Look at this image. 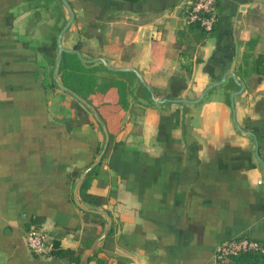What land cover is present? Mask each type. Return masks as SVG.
I'll use <instances>...</instances> for the list:
<instances>
[{
	"label": "crops",
	"instance_id": "obj_1",
	"mask_svg": "<svg viewBox=\"0 0 264 264\" xmlns=\"http://www.w3.org/2000/svg\"><path fill=\"white\" fill-rule=\"evenodd\" d=\"M69 2L75 17L63 45L80 40L84 57L135 76L96 71L98 82L126 83L127 105L109 86L90 95L101 121L88 106L92 123L68 128L72 96L50 87L41 49L67 9L57 0H0V264H73L33 253L25 232L43 225L82 256L95 239L85 247L93 228L85 211L111 217L108 225L103 214L107 232L94 248L102 264H218L219 242L264 241V77L252 72L264 50V0H216L218 20L202 40L185 20L186 0ZM191 44L198 52L186 50ZM209 84L195 102L156 100L195 99ZM233 90H241L234 109ZM102 123L109 141L86 171L98 165L87 190L104 202L93 205L78 188L104 146Z\"/></svg>",
	"mask_w": 264,
	"mask_h": 264
},
{
	"label": "trees",
	"instance_id": "obj_2",
	"mask_svg": "<svg viewBox=\"0 0 264 264\" xmlns=\"http://www.w3.org/2000/svg\"><path fill=\"white\" fill-rule=\"evenodd\" d=\"M60 5H63L61 0H57ZM129 1H144V0H129ZM65 19L63 20L62 24H59L55 27L50 39L48 42L42 44L41 49L44 52V55L48 58L49 64L55 63L56 58V50H57V34L62 27ZM190 27H195V35L198 39H203L206 37L207 32L205 29L199 24V22H187ZM81 46V41L78 40L74 47L79 49ZM252 72L256 74V79L261 80L264 77V50L259 52L253 59L252 63ZM100 68L106 69L108 71L122 73V74H131L135 76L133 71H125V70H110L103 64V62L92 63V62H85L79 58V56L75 52L70 51H63L62 57L59 66V76L61 81L71 88L72 90L76 91L80 96L85 98L89 103H92L95 106V109L98 111L97 105H95L90 95L93 93H100L104 94L107 91L109 86H115L116 92L118 96V103L122 107H126V94L129 91L126 87V83L120 79H116L112 76H107L106 78L102 79L101 82H98V77L96 76V71ZM53 71L51 72V80H50V87H58L56 82L53 79ZM142 85V90L146 92V94L151 98V90L148 89L144 84ZM69 93V92H68ZM70 94V93H69ZM71 99V106L75 109L76 114L71 119L70 122L67 123L68 128L72 125H80L82 123H92L89 118V111L90 108L74 97L72 94ZM169 96V95H168ZM229 100V99H228ZM105 122V119L102 118ZM98 166V165H97ZM95 166L90 171L87 172L86 176L82 179L78 193L80 197L93 205H101L104 202V198L100 195L92 194L88 192L89 186V179L92 172L97 168ZM74 176L77 177L79 174V170H75ZM86 215L89 217V220L93 226L92 230L89 232L88 241L85 247H89L90 243L96 238L103 230L106 218L103 214L99 212H92V211H85ZM113 231V227L111 226L107 235L111 234ZM54 249L52 250L53 253L60 254V255H67L71 259L73 264H82L81 260V252H77L71 248H62L59 246L57 240L54 241ZM97 250L95 249L87 258V264H102V260L96 258ZM224 264H264V254L258 251L247 250V251H240L235 254H229L226 257V261Z\"/></svg>",
	"mask_w": 264,
	"mask_h": 264
},
{
	"label": "built area",
	"instance_id": "obj_3",
	"mask_svg": "<svg viewBox=\"0 0 264 264\" xmlns=\"http://www.w3.org/2000/svg\"><path fill=\"white\" fill-rule=\"evenodd\" d=\"M185 20L199 22L207 33L211 32L218 20L216 0H186ZM27 247L35 254H46L54 249L56 237L43 225L30 224L25 232ZM253 250L264 254V241L248 236H238L219 242L214 251L218 264H224L229 254Z\"/></svg>",
	"mask_w": 264,
	"mask_h": 264
},
{
	"label": "water",
	"instance_id": "obj_4",
	"mask_svg": "<svg viewBox=\"0 0 264 264\" xmlns=\"http://www.w3.org/2000/svg\"><path fill=\"white\" fill-rule=\"evenodd\" d=\"M61 2L63 3V5L65 6V8L67 9L68 11V17L66 19V21L64 22V24L62 25V27L60 28L58 34H57V54H56V58H55V63H54V68H53V79L54 81L56 82L57 86L59 88H61L62 90H65L67 92H69L70 94H72L74 97H76L78 100H80L82 103H84L85 105L89 106L93 113L95 114L96 118L100 120V118L98 117L97 113H96V110L94 108L93 105H91L85 98H83L82 96H80L76 91L72 90L71 88H69L68 86H66L60 79V76H59V66H60V61H61V57H62V52L63 51H70V52H75L79 58H81V60L85 61V62H92V61H95V60H100L102 61L108 68L110 69H118L117 67H114V66H111L110 64H108V62L103 58V57H96V58H86L84 57L81 52L77 49V48H73V47H66L63 45L62 43V35L63 33L68 29V27L70 26V24L72 23L74 17H75V11L71 5V3L69 2V0H61ZM231 74L233 72H230ZM226 74H224L225 76ZM141 81L143 82V84L151 90V88L148 86V84L145 82V80L140 77ZM224 80V78L218 80L217 82H215L214 84H219L220 82H222ZM213 84H209L208 86H206V88L203 90V92L195 99H189V98H185V97H181V98H170V97H164L162 99H156L155 96L152 94V97L155 98L156 100L158 101H163V100H174V101H181V102H195V101H198L200 100L204 93L206 92V90L208 88H210ZM243 88V84L241 83V89ZM238 91H241V90H233L230 92V104H231V107L234 109V95L238 92ZM151 93H152V90H151ZM102 128L104 130V133H105V143H104V146L101 150V152L99 153V155L97 156L96 160H94L90 166H88L83 172H81L80 174V180L84 178L85 174H86V171L91 168L93 165H95L98 161H100V159L102 158V155L103 153L105 152L106 150V146L108 144V141H109V132L105 126L104 123H102ZM79 180V181H80ZM79 183V182H78ZM93 210H96V209H93ZM99 212H101L102 214H104L106 217H107V224L109 225L111 223V217L110 215L108 214L107 211L105 210H97ZM107 232V228H105L101 234H99V236H97L94 241L92 242V244L90 245V247L88 248V250L86 252H84L81 256V260H82V264H87V258L88 256L92 253V251L94 250V248L96 247L97 243L99 242V240L106 234Z\"/></svg>",
	"mask_w": 264,
	"mask_h": 264
},
{
	"label": "rangeland",
	"instance_id": "obj_5",
	"mask_svg": "<svg viewBox=\"0 0 264 264\" xmlns=\"http://www.w3.org/2000/svg\"><path fill=\"white\" fill-rule=\"evenodd\" d=\"M128 25L130 26V23H128ZM89 48H93L94 49V47H89ZM185 48V47H184ZM196 49V45L195 44H191L190 46H188V47H186V50H189V51H193V52H198V51H196L195 50ZM49 73H50V75H51V72L53 71V68H54V64H52V63H50L49 64ZM133 90L134 91H136V89H135V87L133 88ZM165 91H166V89H165ZM137 92V91H136ZM65 94V93H64ZM63 94V95H64ZM72 98V97H71Z\"/></svg>",
	"mask_w": 264,
	"mask_h": 264
}]
</instances>
